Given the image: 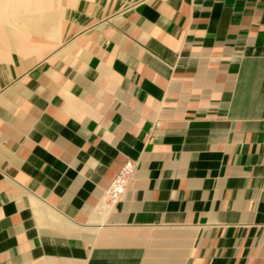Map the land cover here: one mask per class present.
Listing matches in <instances>:
<instances>
[{"label": "crops", "instance_id": "0c3cea01", "mask_svg": "<svg viewBox=\"0 0 264 264\" xmlns=\"http://www.w3.org/2000/svg\"><path fill=\"white\" fill-rule=\"evenodd\" d=\"M0 264H264V0H0Z\"/></svg>", "mask_w": 264, "mask_h": 264}, {"label": "built area", "instance_id": "2783aa9c", "mask_svg": "<svg viewBox=\"0 0 264 264\" xmlns=\"http://www.w3.org/2000/svg\"><path fill=\"white\" fill-rule=\"evenodd\" d=\"M135 165L133 162L128 161L123 164L114 179L110 182L107 196L110 200L116 201L123 194L128 180L134 175Z\"/></svg>", "mask_w": 264, "mask_h": 264}]
</instances>
